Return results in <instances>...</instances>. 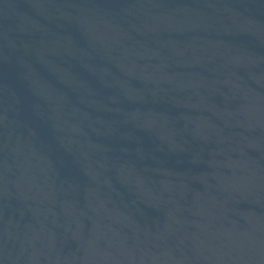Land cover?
<instances>
[{"label":"water","instance_id":"obj_1","mask_svg":"<svg viewBox=\"0 0 264 264\" xmlns=\"http://www.w3.org/2000/svg\"><path fill=\"white\" fill-rule=\"evenodd\" d=\"M0 264H264V0H0Z\"/></svg>","mask_w":264,"mask_h":264}]
</instances>
